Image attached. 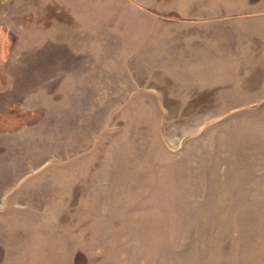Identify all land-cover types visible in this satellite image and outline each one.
Wrapping results in <instances>:
<instances>
[{"label":"rangeland","instance_id":"1","mask_svg":"<svg viewBox=\"0 0 264 264\" xmlns=\"http://www.w3.org/2000/svg\"><path fill=\"white\" fill-rule=\"evenodd\" d=\"M169 29L0 0V264H264V43Z\"/></svg>","mask_w":264,"mask_h":264},{"label":"crops","instance_id":"2","mask_svg":"<svg viewBox=\"0 0 264 264\" xmlns=\"http://www.w3.org/2000/svg\"><path fill=\"white\" fill-rule=\"evenodd\" d=\"M128 1L170 23L164 43H264V10L242 11L251 0Z\"/></svg>","mask_w":264,"mask_h":264}]
</instances>
